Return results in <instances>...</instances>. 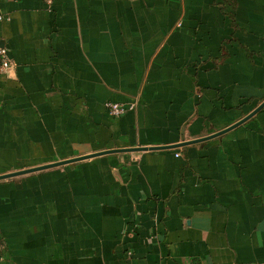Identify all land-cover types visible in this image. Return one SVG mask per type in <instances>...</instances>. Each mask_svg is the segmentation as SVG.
<instances>
[{"label":"crops","instance_id":"1","mask_svg":"<svg viewBox=\"0 0 264 264\" xmlns=\"http://www.w3.org/2000/svg\"><path fill=\"white\" fill-rule=\"evenodd\" d=\"M0 15V264H264V0Z\"/></svg>","mask_w":264,"mask_h":264},{"label":"built area","instance_id":"2","mask_svg":"<svg viewBox=\"0 0 264 264\" xmlns=\"http://www.w3.org/2000/svg\"><path fill=\"white\" fill-rule=\"evenodd\" d=\"M1 19L2 17L0 15V20ZM9 66L10 63L7 59L6 52L3 48L0 47V67L1 69L6 70ZM104 107L111 117L117 118L125 114L127 111L131 110L133 108V105L127 106L123 104L107 102L104 104Z\"/></svg>","mask_w":264,"mask_h":264},{"label":"water","instance_id":"3","mask_svg":"<svg viewBox=\"0 0 264 264\" xmlns=\"http://www.w3.org/2000/svg\"><path fill=\"white\" fill-rule=\"evenodd\" d=\"M264 107V102L250 115L252 116L253 114H255L256 112H258L259 110H261L262 108ZM249 118V117H248ZM246 119H244L243 121H245ZM243 121H241L240 123L236 124V125H233V127L243 123ZM231 127V128H233ZM230 128V129H231ZM225 133V131L223 132ZM222 133V134H223ZM221 134V133H219ZM197 142V141H195ZM189 143H193V142H189ZM153 149H158V148H153ZM86 158V157H85ZM77 160H80V159H75V160H71V161H65V162H60V163H56V164H52V165H48V166H45V167H41V168H36V169H31V170H28V171H24V172H19V173H13V174H9V175H5V176H1L0 177V180L2 179H7V178H11V177H14V176H19L21 174H26V173H30V172H36V171H40V170H44V169H47V168H51V167H55V166H60V165H63V164H66V163H71V162H74V161H77Z\"/></svg>","mask_w":264,"mask_h":264}]
</instances>
